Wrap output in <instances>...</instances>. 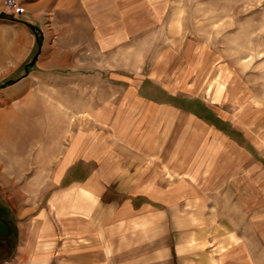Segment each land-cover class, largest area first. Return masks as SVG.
I'll list each match as a JSON object with an SVG mask.
<instances>
[{
  "label": "rangeland",
  "instance_id": "obj_1",
  "mask_svg": "<svg viewBox=\"0 0 264 264\" xmlns=\"http://www.w3.org/2000/svg\"><path fill=\"white\" fill-rule=\"evenodd\" d=\"M7 1L0 0V21L11 22L14 15ZM89 2L83 10L61 13V43L81 45L76 68L92 71L99 66L105 71L100 77L104 84L118 89L124 80L131 81L133 102L141 97L159 105L156 112L150 110L135 135L143 134L142 150L157 148L166 161L170 154L173 160L180 157L181 169L189 171L166 177L169 184L185 181L180 190H163L170 204L152 206L164 214L166 236L172 240L173 234L181 232L183 238L186 230L205 225L228 230L243 225L241 212L252 207L243 199L264 197V0ZM97 13L99 62L90 38V22ZM15 37L19 38L16 31L0 27V262L12 257L16 233L22 221L36 212V203L44 208L49 197L59 200L64 193L73 202L82 193L77 187L92 165L80 162L85 169L75 171L73 161L70 172L62 176L60 162L70 141L58 139L63 127L69 134L77 132V119L88 114L84 110L83 115V106L87 109L93 99L109 101L115 95L107 89L97 95L88 93L100 84L95 72H63L64 79H54L53 85L61 90L69 85L70 108H62L60 97L53 107L45 106L44 87L35 89L45 84L24 81L39 52L34 46L31 56L19 64ZM104 47L114 49L113 54H105ZM154 68L180 72H150ZM21 81L30 85L23 98L15 95ZM150 115L163 119L162 124L153 127ZM67 119L68 125L63 126ZM119 144L115 149L119 155L136 150L128 142ZM188 184L193 187L189 189ZM177 196L180 201L175 199L173 204ZM98 197L106 203L101 205L106 214L113 210L112 202H117L118 211L128 199L109 188ZM148 224L151 227V220ZM218 247L221 251L225 246Z\"/></svg>",
  "mask_w": 264,
  "mask_h": 264
},
{
  "label": "crops",
  "instance_id": "obj_2",
  "mask_svg": "<svg viewBox=\"0 0 264 264\" xmlns=\"http://www.w3.org/2000/svg\"><path fill=\"white\" fill-rule=\"evenodd\" d=\"M15 4L22 12L16 13L14 9H9L14 20L0 21V27L18 33L19 38L15 37L14 44L19 64L34 52L35 36L28 25L39 30L42 45L35 65L29 69L28 79L24 81L35 86L38 81L45 84L35 87H44L45 106L53 107L59 97L63 109L69 106V85L62 86L64 90L53 85L54 79H64L63 72H95L93 75L100 84L93 85L87 90L88 93L97 95V92L107 89L115 92V95L109 101L105 98L103 101L93 99L87 109L83 106V115L86 112L88 114L77 119L79 131L77 129V132L69 134L63 127L60 138H56L70 141L60 162L62 176L70 172V163L73 161L77 164L75 171L83 168L80 162L85 161V166L92 165V169L83 168L88 175L77 187L80 193L82 191L88 196H82L81 193L72 202L68 194L64 193L59 200L49 197L44 208H39L38 205L42 204L36 203V212L28 220H23L20 231H17L12 257L1 261L2 264H264V197L258 195L243 199L244 203L252 205L249 212H244L245 209L241 212L245 218L243 225L231 230L221 225H205L201 229L186 230L183 238L184 233L181 232L173 234L172 240L166 236L164 214L152 206L170 204L165 200L163 190L167 187L180 190L182 181H185L172 180L174 182L169 184L166 177H179L182 172L189 171L181 169L180 157L173 160L175 156L170 154L166 161L165 155L157 148L153 152L151 149L147 152L142 150L143 134L135 135L148 113H151L150 110L156 112L159 105L141 97L133 102L131 81L127 84L124 80V86L120 85L118 89L116 85L104 84L100 77L101 72L105 71L99 66L92 71L76 68L81 45L74 41L61 43L60 36L64 28L61 26V13L83 10L86 4L90 6L89 0H16ZM99 9L93 6L96 12ZM90 23V38L92 45L97 47L96 61L99 62L100 15L97 13ZM104 48L108 50L105 54H113L114 49ZM94 55L92 53V59ZM71 60L74 65L69 68ZM150 72L180 70L154 68ZM20 83L15 95L23 98L30 85L22 81ZM135 93L137 96V91ZM149 117L153 127L163 122L157 115ZM66 124L68 119L62 122L63 126ZM124 142L136 150L119 155L115 149ZM191 187L188 184V188ZM106 188L119 190L128 196L118 211L117 202H112L114 207L108 214L101 212L104 210L101 205L106 203L100 202L98 197L101 190ZM256 190H260V182ZM62 191L63 188L60 193ZM175 199L180 201L179 196L173 197V204ZM55 205L57 207L54 208ZM134 205H139L140 209L135 210ZM151 210L153 212L148 215L146 211ZM19 216L23 218L25 213ZM148 220H151V227ZM219 245L225 246L224 249L218 251Z\"/></svg>",
  "mask_w": 264,
  "mask_h": 264
},
{
  "label": "trees",
  "instance_id": "obj_3",
  "mask_svg": "<svg viewBox=\"0 0 264 264\" xmlns=\"http://www.w3.org/2000/svg\"><path fill=\"white\" fill-rule=\"evenodd\" d=\"M28 28L35 35V53L37 54L41 48V45H42V37L40 35L39 30L36 27H34L32 25H28Z\"/></svg>",
  "mask_w": 264,
  "mask_h": 264
},
{
  "label": "built area",
  "instance_id": "obj_4",
  "mask_svg": "<svg viewBox=\"0 0 264 264\" xmlns=\"http://www.w3.org/2000/svg\"><path fill=\"white\" fill-rule=\"evenodd\" d=\"M7 4L8 6L11 8V9H14L16 13H21L22 12V9L17 7L16 4L14 3V1L12 0H8L7 1Z\"/></svg>",
  "mask_w": 264,
  "mask_h": 264
}]
</instances>
